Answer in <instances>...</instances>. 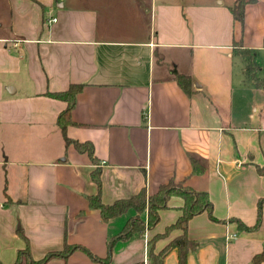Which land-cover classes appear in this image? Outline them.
I'll list each match as a JSON object with an SVG mask.
<instances>
[{"label":"crops","instance_id":"crops-1","mask_svg":"<svg viewBox=\"0 0 264 264\" xmlns=\"http://www.w3.org/2000/svg\"><path fill=\"white\" fill-rule=\"evenodd\" d=\"M234 1L7 0L0 72L12 78L0 80L2 264H12L26 240L33 259L64 243L107 255L108 241L135 211L103 222L88 207L97 165L104 203L143 186L152 194L169 179L207 192L214 219L201 212L189 220L187 236L197 246L186 264H250L264 247V175L255 168L264 165V88L247 79L234 50L252 51L264 79V0H246L241 22L230 11ZM178 75L188 82L179 84ZM70 84L82 86L65 134L92 142L96 164L64 140L57 116L66 102L45 94ZM192 158L202 171H192ZM259 204L258 226L240 228L238 220L255 224ZM181 205L170 197L143 236L115 241L109 264L146 260L147 240L176 221ZM140 216L146 220L147 210ZM180 233L158 239L155 251ZM45 264L94 263L76 249ZM162 264H178L175 248Z\"/></svg>","mask_w":264,"mask_h":264},{"label":"trees","instance_id":"trees-1","mask_svg":"<svg viewBox=\"0 0 264 264\" xmlns=\"http://www.w3.org/2000/svg\"><path fill=\"white\" fill-rule=\"evenodd\" d=\"M246 0H235L230 11L235 20L241 22L243 18V7ZM234 52L241 55L244 61V74L248 77L253 85L258 88H264V79L257 76L259 70V63L252 51L248 49H236ZM179 84L183 85L188 82V79L183 75H178ZM82 84H70L69 87L61 91H47L45 94L51 98L60 99L66 102L65 108L60 111L57 116V124L62 130L64 140L66 143H72L74 148L79 152H85L92 163L96 164L97 159L94 155V147L92 142L85 140L79 141L77 139H70L65 134V128L71 123L70 111L74 105L75 94L81 89ZM192 171H202L200 163L192 158ZM255 168L259 174L264 175V165H255ZM91 179L96 184L97 191L95 194L87 195L86 199L88 207L90 209L97 210L99 212L100 220L107 222L109 219L126 213L129 209H133L135 214L131 216L122 226L119 232L113 235L108 241L107 255L104 258H100L89 250L78 244L64 243L62 248L57 251H51L46 253L40 259H33L30 254L29 244L26 240L24 248L17 251L16 258L12 264H45L51 257L67 258V256L74 250L79 249L85 252L92 260L100 262L101 264H109L111 258V247L117 240H124L132 234H138L143 236L146 229L154 226L159 219L158 212L160 209L167 207V201L172 196H178L182 199V205L180 206L181 214L176 221L165 227L162 233L153 235L147 240V257L149 264H162L164 256L173 248L177 250L178 264H186V256L189 251L196 248L197 242L191 240L187 236V225L189 220L196 214L206 212L207 215L214 219L212 216V203L208 197L207 192L198 191L188 186H183L180 183H176L173 179H169L166 183H162L158 186L157 190L148 194L146 188L143 186L141 189L126 198L116 199L112 203H104L100 196V167L98 165L90 173ZM6 202L10 201V198L5 196ZM262 199L259 200V202ZM147 210L146 220H143L140 216ZM261 219V207L260 204L257 208V219L254 225L247 226L243 222L238 220V226L242 229L251 230L258 226ZM174 229L181 231L180 235L171 239L165 246L159 251H155V243L158 239L166 237ZM264 262V247L261 251L255 253L251 259L250 264H260ZM0 264L1 261H0ZM133 264H144L142 260L136 261Z\"/></svg>","mask_w":264,"mask_h":264},{"label":"rangeland","instance_id":"rangeland-1","mask_svg":"<svg viewBox=\"0 0 264 264\" xmlns=\"http://www.w3.org/2000/svg\"><path fill=\"white\" fill-rule=\"evenodd\" d=\"M224 2L225 3H229L230 0H224ZM8 16H9V10H8L7 0H0V34H4L8 30ZM237 58L241 59L240 57H237ZM238 59H235V67L236 68H238L240 66V62H239ZM10 78H12V75L0 72V80L1 81L4 82V81H6L7 79H10ZM247 79H249V78L247 77ZM88 258L94 264H101L100 262H96V261L92 260L89 256H88ZM142 261H143L144 264H149V260H148L147 256H146V260H142Z\"/></svg>","mask_w":264,"mask_h":264},{"label":"built area","instance_id":"built-area-1","mask_svg":"<svg viewBox=\"0 0 264 264\" xmlns=\"http://www.w3.org/2000/svg\"><path fill=\"white\" fill-rule=\"evenodd\" d=\"M55 19L53 18V21H54ZM234 236V234L233 235H231L230 237H233Z\"/></svg>","mask_w":264,"mask_h":264}]
</instances>
